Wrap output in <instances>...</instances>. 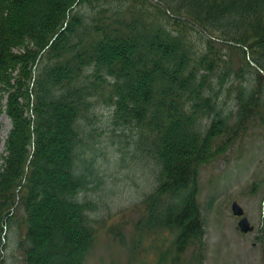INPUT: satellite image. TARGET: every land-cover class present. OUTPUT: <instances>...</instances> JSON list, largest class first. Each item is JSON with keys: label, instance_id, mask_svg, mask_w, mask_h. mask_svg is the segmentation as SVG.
I'll return each mask as SVG.
<instances>
[{"label": "trees", "instance_id": "16d2710c", "mask_svg": "<svg viewBox=\"0 0 264 264\" xmlns=\"http://www.w3.org/2000/svg\"><path fill=\"white\" fill-rule=\"evenodd\" d=\"M101 106L151 170L106 216L88 194ZM3 111L0 264L11 232L22 264H89L105 241L108 264H207L201 170L264 137V0H0Z\"/></svg>", "mask_w": 264, "mask_h": 264}, {"label": "rangeland", "instance_id": "374dc122", "mask_svg": "<svg viewBox=\"0 0 264 264\" xmlns=\"http://www.w3.org/2000/svg\"><path fill=\"white\" fill-rule=\"evenodd\" d=\"M6 99H3L5 103ZM95 125L98 128L93 147L94 170L90 183L89 197L98 204L97 213L106 216L110 207L126 206L141 197L151 170L143 168L131 157V137L112 136L110 107L98 108ZM11 127L7 114L0 112V155ZM117 132H119L117 130ZM125 151L123 156L122 152ZM146 172V175L144 172ZM264 172V137L248 136L237 143L222 157L204 166L201 170L202 184L200 199L206 220L208 243L207 264H262L263 249L254 245L258 226L262 218L261 205L264 187L256 193H248L249 185ZM236 199L243 206L255 229L249 233L237 229L238 217L232 213V201ZM106 237L102 236V241ZM257 247V249L255 247ZM118 257V250L106 241L90 259L89 264H108L110 254ZM102 257L104 261H101ZM6 264H22V255L17 247L16 235L11 232L7 246Z\"/></svg>", "mask_w": 264, "mask_h": 264}, {"label": "water", "instance_id": "95a60500", "mask_svg": "<svg viewBox=\"0 0 264 264\" xmlns=\"http://www.w3.org/2000/svg\"><path fill=\"white\" fill-rule=\"evenodd\" d=\"M232 209H233V213L237 216H241L243 215L244 213V209L243 207L237 202V201H234L233 204H232ZM238 225H239V228L242 230V231H249V230H252L253 229V225L250 224L248 218L246 215H244L238 222Z\"/></svg>", "mask_w": 264, "mask_h": 264}, {"label": "bare ground", "instance_id": "6f19581e", "mask_svg": "<svg viewBox=\"0 0 264 264\" xmlns=\"http://www.w3.org/2000/svg\"><path fill=\"white\" fill-rule=\"evenodd\" d=\"M142 172H144V170H142ZM144 174H146V173H144ZM147 176V175H146Z\"/></svg>", "mask_w": 264, "mask_h": 264}]
</instances>
